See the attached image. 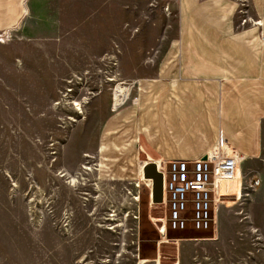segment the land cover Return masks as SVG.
Masks as SVG:
<instances>
[{
    "label": "rangeland",
    "instance_id": "rangeland-1",
    "mask_svg": "<svg viewBox=\"0 0 264 264\" xmlns=\"http://www.w3.org/2000/svg\"><path fill=\"white\" fill-rule=\"evenodd\" d=\"M236 4L250 18L248 0ZM66 5L0 32V264H264V191L225 198L207 231L188 204L185 228L171 230L163 196L153 202L140 180L155 161L128 184L103 181L91 158L116 88L132 100L178 44L177 6Z\"/></svg>",
    "mask_w": 264,
    "mask_h": 264
},
{
    "label": "crops",
    "instance_id": "crops-1",
    "mask_svg": "<svg viewBox=\"0 0 264 264\" xmlns=\"http://www.w3.org/2000/svg\"><path fill=\"white\" fill-rule=\"evenodd\" d=\"M162 1L178 8L179 42L137 81L133 101L101 124L91 158L103 181L133 184L145 159L192 161L223 140L245 159L237 179L221 184L232 188L220 193L239 195V176L260 178L254 194L263 192L264 0H248L257 27L240 26L236 0ZM52 4L61 11L68 0H0V32L43 18V5Z\"/></svg>",
    "mask_w": 264,
    "mask_h": 264
},
{
    "label": "built area",
    "instance_id": "built-area-1",
    "mask_svg": "<svg viewBox=\"0 0 264 264\" xmlns=\"http://www.w3.org/2000/svg\"><path fill=\"white\" fill-rule=\"evenodd\" d=\"M240 1L245 6L246 0ZM249 23L252 26L260 25L259 21H252L247 16L242 17L239 24L244 27ZM125 101L123 99L121 105ZM244 159L243 155L221 140L214 149L192 161L152 162L162 179V196L167 206L169 229L185 228L188 204L191 205L189 219L194 230L207 231L214 225L220 206L225 205V198L231 197L220 193L221 181L234 178ZM260 186L261 179L258 177H249L242 183L239 176L238 189L241 196H249ZM148 189L151 199L152 186ZM235 198L238 200L236 196Z\"/></svg>",
    "mask_w": 264,
    "mask_h": 264
},
{
    "label": "water",
    "instance_id": "water-1",
    "mask_svg": "<svg viewBox=\"0 0 264 264\" xmlns=\"http://www.w3.org/2000/svg\"><path fill=\"white\" fill-rule=\"evenodd\" d=\"M143 177L150 181L152 185L153 201H161L162 199V179L159 173L156 171V167L153 163H147L143 167Z\"/></svg>",
    "mask_w": 264,
    "mask_h": 264
},
{
    "label": "bare ground",
    "instance_id": "bare-ground-1",
    "mask_svg": "<svg viewBox=\"0 0 264 264\" xmlns=\"http://www.w3.org/2000/svg\"><path fill=\"white\" fill-rule=\"evenodd\" d=\"M127 91H126V89L125 88H121V87H117L116 88V90H115V100H114V105H113V107H114V110L116 109V108H119L120 106H121V103H122V101H123V99H127L128 98V96H127ZM145 166V165H144ZM142 170H143V167H142ZM238 171H236V173H235V175H234V178H232V179H229V180H223V181H221L222 183L223 182H229V181H233V180H235V179H237V177H238ZM140 180H142L143 182H147L145 179H144V177H143V174L141 173V176H140ZM150 182V181H149ZM221 183V184H222ZM221 184H220V186H221ZM220 186H219V188H220ZM152 197H153V194H152ZM153 199V198H152ZM154 202V201H153ZM160 233L164 236V234H165V224H164V219H163V222H162V225L160 226Z\"/></svg>",
    "mask_w": 264,
    "mask_h": 264
}]
</instances>
